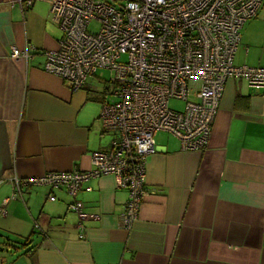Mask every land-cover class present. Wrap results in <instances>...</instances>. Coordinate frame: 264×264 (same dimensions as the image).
Wrapping results in <instances>:
<instances>
[{"label": "crops", "instance_id": "crops-1", "mask_svg": "<svg viewBox=\"0 0 264 264\" xmlns=\"http://www.w3.org/2000/svg\"><path fill=\"white\" fill-rule=\"evenodd\" d=\"M61 37L51 0L25 11L0 0V264H264V88L242 79L227 81L203 150L156 133L131 229L121 220L129 192L112 174L75 196L41 184L12 197L15 176L89 170L93 152L118 136L103 125L99 81L73 90L44 69ZM14 46L31 56L13 58ZM235 63L264 66V1L241 29ZM76 200L81 212L70 208Z\"/></svg>", "mask_w": 264, "mask_h": 264}, {"label": "built area", "instance_id": "built-area-1", "mask_svg": "<svg viewBox=\"0 0 264 264\" xmlns=\"http://www.w3.org/2000/svg\"><path fill=\"white\" fill-rule=\"evenodd\" d=\"M33 1L20 0L23 11ZM263 1L51 0L62 37L57 49L45 51L44 69L73 90L99 68L110 70L114 98L104 102L101 118L118 136L111 149L93 152L89 170L15 176L12 197H21L24 186L41 184L62 187L75 196L85 185L91 189V179L112 174L129 192L121 220L131 229L146 195L156 133L173 134L184 150H203L227 81L242 79L264 88V66L235 63L241 29L258 15ZM94 21L99 23L97 31L89 30ZM124 55L127 60L122 61ZM30 56V47H13V58ZM172 99L183 101L184 107H171ZM82 207L79 200L70 204L77 212ZM80 228L84 236L83 225Z\"/></svg>", "mask_w": 264, "mask_h": 264}, {"label": "rangeland", "instance_id": "rangeland-1", "mask_svg": "<svg viewBox=\"0 0 264 264\" xmlns=\"http://www.w3.org/2000/svg\"><path fill=\"white\" fill-rule=\"evenodd\" d=\"M99 28V23L97 21H94L90 24L89 30L97 31ZM122 61L127 60V56L124 55L121 58ZM111 72L108 69L105 68H99L95 76H92L95 80L99 81L98 87L103 90V93L105 94L107 100H112L114 98L113 95V88L114 85L111 83ZM170 106L176 109H182L184 107V102L178 99H172L170 101Z\"/></svg>", "mask_w": 264, "mask_h": 264}, {"label": "trees", "instance_id": "trees-1", "mask_svg": "<svg viewBox=\"0 0 264 264\" xmlns=\"http://www.w3.org/2000/svg\"><path fill=\"white\" fill-rule=\"evenodd\" d=\"M30 242H29V238H27L26 240H25V242L23 243V245H28ZM30 250H27L26 252L28 253Z\"/></svg>", "mask_w": 264, "mask_h": 264}]
</instances>
